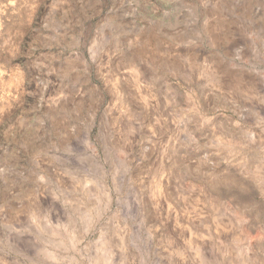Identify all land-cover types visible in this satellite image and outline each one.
<instances>
[{"label": "rangeland", "instance_id": "1", "mask_svg": "<svg viewBox=\"0 0 264 264\" xmlns=\"http://www.w3.org/2000/svg\"><path fill=\"white\" fill-rule=\"evenodd\" d=\"M0 258L264 264V0H0Z\"/></svg>", "mask_w": 264, "mask_h": 264}, {"label": "bare ground", "instance_id": "2", "mask_svg": "<svg viewBox=\"0 0 264 264\" xmlns=\"http://www.w3.org/2000/svg\"><path fill=\"white\" fill-rule=\"evenodd\" d=\"M47 253L49 258L53 259L55 257V254H53L52 252H47ZM0 264H5L2 258H0Z\"/></svg>", "mask_w": 264, "mask_h": 264}]
</instances>
